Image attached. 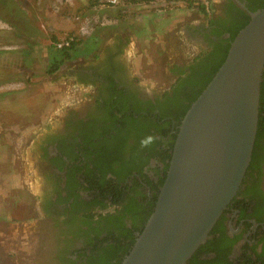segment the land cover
<instances>
[{"label":"flooded vegetation","instance_id":"obj_1","mask_svg":"<svg viewBox=\"0 0 264 264\" xmlns=\"http://www.w3.org/2000/svg\"><path fill=\"white\" fill-rule=\"evenodd\" d=\"M263 7L264 0H220L212 16L216 24L208 23L211 18L207 21L203 18L194 28L186 30L188 38L194 40L191 45L197 44L198 47L192 48L184 40L191 54L183 55L179 60H170L166 64V68L169 66L174 70L170 73L172 80L165 82L167 83L165 87L147 89L142 84L134 83L135 81L130 78V70L127 68L125 59L121 57L105 62L110 65V79L94 78L82 68H74L72 73L75 81L81 83L99 80L101 85L97 87L95 94L87 96L90 98L88 101H82L81 105L74 108L70 106L65 108L58 126L50 124L34 138L32 145L36 152L34 156L37 158L40 174L36 194V216L30 221L8 222L10 226L21 227L22 231L15 229L8 237V241H1V262L3 264H87L88 260L98 252L99 242L94 228L99 229L100 238L107 235L105 228L113 231L117 236L122 235V231L131 227L133 223L140 225L139 228H141L143 226L141 218L132 220L130 217H124L118 224L105 225V221H102L98 214L121 215L122 213L124 215L135 211L134 206L129 205L132 197H136L137 202L144 205L143 207L148 206L149 202L154 203L162 186L161 181L167 174L168 160H162L160 156L149 157L140 172L139 170L130 171L121 182H118L113 174L112 171L115 170L110 168L106 172L102 169L98 170L94 177L109 183L107 189L100 191L97 186L88 184L89 178L84 173L85 163H88V167H91L93 171L98 168L93 161L86 160V151L81 146L83 138L100 131L103 132V136H100L97 141L104 138L106 142L113 145L133 146L139 140L133 130L127 132L123 130L116 135L115 128L118 123L115 117L122 118L125 111L116 108L111 113L107 105L120 98V102L127 103L129 106L157 107L154 113H158V106L163 102L164 93L169 92L175 95L173 85L178 79L179 72L182 69L189 70V65L194 59L203 51L210 50L215 44L214 41L230 36L229 31L217 35L213 29L215 27L232 29L243 22L245 16L250 18L252 11ZM206 57L207 60H205ZM202 59L209 65L212 55L203 56ZM200 60L199 58L195 62ZM101 66L103 65H97L100 72H102ZM25 73V76L30 74L27 70ZM15 99L0 96V106H5V102L8 106ZM167 118L163 121L168 120ZM176 128L178 129L177 120L172 119L168 125V134L154 130L159 142L156 150L160 151V154L166 149L168 153H172L171 143L174 141L175 133L178 132ZM1 130L0 124V132ZM257 154V159L251 161L248 166L237 193L202 244L204 248L196 255V258L190 257L186 264H264V138L260 142ZM121 169L118 170L121 172ZM133 179L138 180V185L130 190V187L134 185ZM68 185L71 188L74 187L73 190L77 196L74 195L66 201ZM123 185H128L129 190L126 188L124 191L117 190ZM111 187H114L113 190ZM117 191L120 195L116 194ZM104 192L106 198L103 197ZM75 196L80 202L78 210L76 206L71 207ZM60 199L61 202H59ZM90 202H94L92 206L88 205ZM137 207L140 208V206ZM89 213L95 216L91 219L85 218ZM138 233V229L134 230V235ZM14 245H16L14 247L16 253L9 255L8 249ZM219 249H222L221 252L228 249L226 258H219Z\"/></svg>","mask_w":264,"mask_h":264},{"label":"water","instance_id":"obj_2","mask_svg":"<svg viewBox=\"0 0 264 264\" xmlns=\"http://www.w3.org/2000/svg\"><path fill=\"white\" fill-rule=\"evenodd\" d=\"M264 73V7L178 125L153 212L121 264H186L237 193L258 131Z\"/></svg>","mask_w":264,"mask_h":264},{"label":"rangeland","instance_id":"obj_3","mask_svg":"<svg viewBox=\"0 0 264 264\" xmlns=\"http://www.w3.org/2000/svg\"><path fill=\"white\" fill-rule=\"evenodd\" d=\"M219 1L213 4V14ZM104 2L102 6L90 9L88 0L68 1L59 16H78L75 30L56 38L57 41L70 34H73L76 40L82 41L85 36L98 31L99 28L97 27L102 24V16H115L117 11L124 6L122 3L118 5L119 2L116 4L109 3L108 0H104ZM184 2H180L184 5L182 8L180 7L182 11L175 20L174 17L169 16L173 19L172 22L155 21L154 23H146L140 21L143 18L146 19V17H136L141 25L140 34L143 36L138 38V48L140 50L143 46L145 47L144 50L148 51L145 53L146 58H149L145 62L148 67L147 71L154 72L158 80H165L155 85H144L146 88L165 87L172 80V78L168 80L166 76V64L170 60H179L183 55L189 56L191 54V50L185 45L184 40L190 45L193 44L194 40L189 39L188 34L184 31L185 29L182 28L186 25L193 26L203 18L206 21L210 19L207 13H203ZM42 30L46 31V29ZM176 30H178V33ZM81 41L78 45L81 44ZM191 46L192 48L198 47L197 44ZM24 48L26 47L14 50V52L0 51V96L11 99L16 98L8 106H6V102L4 103L5 106H0V117L2 116L0 118L2 126L0 132V243L1 241H8V237L15 229L22 231L21 227L16 228L17 225L10 226L11 224L8 222L30 221L31 218L36 216V194L40 174L38 172V161L34 156L36 152L32 145L34 138L50 124L58 126L65 108L68 106L74 108L81 105L82 101L85 102L90 99L87 97L89 95H87V88L82 82V85L72 83L74 76L70 78V76L64 75L67 70L75 68L74 58L63 62V65L52 73L48 72V69L52 65L53 48H50L40 58L36 57L41 54L31 52L30 49L25 50L23 53ZM21 52L23 54H20ZM22 55L23 63L31 64L35 57V62L43 65L44 69L42 68L41 71L31 74V71L24 69L20 64L19 58ZM138 57L140 55L136 56V64L140 65L143 61L139 60ZM127 62L129 63V59ZM25 70L30 74L25 76ZM16 77L30 83L23 89L17 86V88L8 86V89H2V82H5L6 79L13 81ZM47 78H51V81H48ZM69 78L72 82H69L71 81L68 80ZM166 81L167 83H164ZM43 102L47 104L44 109L42 107ZM15 246L8 249L9 255L16 253ZM1 261L0 264H3Z\"/></svg>","mask_w":264,"mask_h":264},{"label":"trees","instance_id":"obj_4","mask_svg":"<svg viewBox=\"0 0 264 264\" xmlns=\"http://www.w3.org/2000/svg\"><path fill=\"white\" fill-rule=\"evenodd\" d=\"M125 3L134 2L137 0H124ZM183 1V0H182ZM106 2V1H105ZM104 0H88V7L90 9L96 8L98 6H102L104 3ZM191 7H195L198 10H200L203 13H206V9L202 4L196 3V2H187ZM249 16H245V19L240 24L236 25L232 29H228L225 27H215L213 29V32H215L217 35H220L221 33L225 31L230 32V36L226 39H218L214 41V45L211 47L210 50L203 51L200 55L194 59V61L189 65V70H181L179 72L178 79L176 83L173 85V91L175 92V95L173 96L172 93L165 92L163 95V102L158 106V113H154V109L157 107L151 106L147 108H143L140 106L131 105L129 106L127 103L120 102V98L116 100L110 99V102L107 107L110 109L111 113L114 111V109L119 108L120 110H124L125 114H123L122 118L115 117L116 122L118 123V126L115 128L117 129L116 135H119L121 131L124 130V132L133 130L139 140L130 147H124V144L121 145H113L109 142H106L103 138L100 141H97L100 136H103L100 131L94 132L91 136H85L82 140L81 146L86 151V160H90L94 162V165L98 168L97 170L93 171L91 170V167L89 168V164L85 163L83 168H85V175L89 178V185H95L100 191H103L104 189H107L109 187V183L104 179H101L99 177H94L95 172L98 170L108 171V169H112L115 171H112L113 174L116 176V179L118 182L124 181V177L130 173L132 170H139V172L142 170V167L145 163H147L148 158L152 156H160L162 160L167 159L168 162H166V166H169V161L171 158V153H168L167 149L164 151V153L160 154L161 152L156 150V145L159 143L158 138L155 134V131H160L163 134H168L169 129L168 125L170 124V120L175 119L177 120V125L180 124L183 116L187 112L188 108L192 104L194 100L200 95V93L203 91V89L206 87V85L209 83V81L212 79L214 73L218 70V68L221 66L223 61L225 60L231 41L234 39L238 31L243 28L249 21ZM209 24H216L214 19H210L208 21ZM228 29V30H227ZM71 37L74 38V40L71 42V44L68 47L63 48H57L56 43L58 42L56 38L53 39V60L52 65H50V68L48 69V72H55L57 71L62 63L65 61H68V59H72L74 57V54H76L75 50H77V45L79 44L80 40H76L75 36L73 34H70ZM78 52V51H77ZM212 55V59L210 60L209 65L205 62L208 58L206 57L205 60L202 59L203 56L206 55ZM201 59L199 62H195L197 59ZM174 70V69H173ZM264 77V73H263ZM172 91V92H173ZM261 106L259 110V122H258V131L257 136L254 144V149L252 153L251 161H255L257 159L258 154L257 150L260 146L261 140L264 138V78L261 83ZM263 102V104H262ZM127 111H130V113H127ZM144 111V113H143ZM132 114H137L138 116L135 117ZM172 117V118H167ZM167 118L168 120L163 121V119ZM155 130V131H154ZM176 131L178 129L176 128ZM126 135V134H125ZM152 135L155 137L154 142L149 145L148 147H141L140 140L147 136ZM176 133L174 137V141L171 143L173 146L175 139H176ZM117 137V136H116ZM164 150V149H163ZM162 151V150H161ZM250 161V163H251ZM250 165V164H249ZM107 168V169H106ZM122 168V169H121ZM121 169V172L118 170ZM72 174H74V171H72ZM166 177V176H165ZM165 180V178H164ZM164 180L161 181L163 184ZM134 185L130 187V190H133L136 185H138V180L133 179L132 180ZM119 186V185H118ZM74 188V187H73ZM73 188H71L69 185L67 186L68 191V197L66 198V201H68L72 196L77 194L74 192ZM114 187H111V190H113ZM129 190L128 185H123L121 190L124 191V189ZM116 190V189H115ZM114 192V191H113ZM115 193V192H114ZM119 192L117 191V195ZM139 193V192H138ZM104 198H106L105 192ZM71 203V207L74 206L77 207V210L79 209L80 202L78 201V197ZM120 200V199H119ZM157 200V195L156 199ZM61 202V199L59 200ZM84 203V201H83ZM94 202L88 203L89 206H92ZM103 205L102 202H100ZM155 203H150L148 206L143 207L144 205H141L137 202L136 197H132L129 201L130 206H134L133 210L128 213H125L124 215L121 213V215H115L113 213H102L98 214L100 216L99 218L102 219V221H105V225L109 224H118L122 221L124 217H130L132 220H137L138 218H141V221L143 223V226L139 228L138 225L132 224L131 227L127 228L126 230L122 231V235L119 234L117 236L113 233V231L109 230L108 228H105L107 230V235L103 238L99 237V229L94 228L97 232L98 237V252H96L87 262V264H121L124 257L129 253L131 250L137 235H134V230L138 229L139 233L144 228L149 216L153 212ZM137 206H140L138 208ZM91 211V210H90ZM95 215L93 213L86 214L85 218L91 219ZM104 218L106 220H104ZM114 221V222H113ZM141 223V224H142ZM204 248V246H199L198 250L194 252L191 256V258L195 257L196 255ZM222 249H219L218 256L219 258H226V254L228 252V249H225L221 252Z\"/></svg>","mask_w":264,"mask_h":264},{"label":"crops","instance_id":"obj_5","mask_svg":"<svg viewBox=\"0 0 264 264\" xmlns=\"http://www.w3.org/2000/svg\"><path fill=\"white\" fill-rule=\"evenodd\" d=\"M68 1L70 2V0H0V51L14 52V50L26 47L23 53L25 50L30 49L31 52H36L38 55L41 54L36 58L43 57L50 48H54V38H59L75 30L78 16H59ZM180 2L184 1L137 0L125 3L124 0H119L118 5L124 4L123 8L118 10L115 16H102V24L97 27L99 28L98 31L85 36L82 41L80 40L81 44L77 46L76 54L72 57V59H75H73L75 68H82L94 78L103 77L110 79V65L105 62L113 58L125 57L127 68L130 70V78L135 81L134 83L150 86L160 81H165L158 80L154 72L147 71L148 67L145 62L149 58H146L145 53L148 51L144 50L145 47L143 46L140 48L141 52L138 48V38L143 36L140 34L141 25L136 17H146V19L140 20L146 23H154L155 21L172 22L173 19L169 16L174 17L175 20L182 11L181 8L184 4ZM200 22H196L193 26L186 25L182 29H185L184 31L186 32L188 27L194 28ZM42 29H46V31ZM176 31L178 33V30ZM23 53L21 52L20 54ZM137 55H140L138 59L143 61L140 65L136 64ZM22 57L23 55L19 58L20 64L24 69L31 71V74L41 71L42 68L44 69L43 65L35 62V57L31 64L23 63ZM128 59L129 63L127 62ZM99 64L103 65L101 66L102 72L97 67ZM167 67L166 76L169 80L173 69H170L169 66ZM73 70L74 68L67 70L64 75L70 76V78L71 76L73 77ZM70 78L68 80H71ZM9 80L11 79H6L5 82H2V89H8V86L23 89L24 86L30 83L18 77L14 78L13 81ZM47 80L51 81V78H47ZM69 82H72V80ZM72 83L81 84L75 80ZM82 83L87 88V95L95 94L97 87L101 85L99 80L93 82L83 81ZM46 105V102L42 103L43 109Z\"/></svg>","mask_w":264,"mask_h":264},{"label":"built area","instance_id":"obj_6","mask_svg":"<svg viewBox=\"0 0 264 264\" xmlns=\"http://www.w3.org/2000/svg\"><path fill=\"white\" fill-rule=\"evenodd\" d=\"M183 1H185V2L192 1V2L202 4L204 6V8L206 9V13L209 15L210 18H212V16H213V11H212L213 4L219 0H183ZM108 2L112 3V4H116L119 2V0H108ZM73 40H74L73 37H71L70 35H67L66 37L60 39L56 43V47L57 48L68 47Z\"/></svg>","mask_w":264,"mask_h":264},{"label":"clouds","instance_id":"obj_7","mask_svg":"<svg viewBox=\"0 0 264 264\" xmlns=\"http://www.w3.org/2000/svg\"><path fill=\"white\" fill-rule=\"evenodd\" d=\"M155 140V137L152 136V135H147L145 137H143L141 140H140V145L141 147H148L149 145H151Z\"/></svg>","mask_w":264,"mask_h":264}]
</instances>
